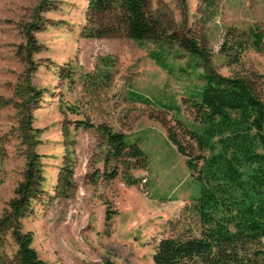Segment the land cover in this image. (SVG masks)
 <instances>
[{"label":"rangeland","instance_id":"rangeland-1","mask_svg":"<svg viewBox=\"0 0 264 264\" xmlns=\"http://www.w3.org/2000/svg\"><path fill=\"white\" fill-rule=\"evenodd\" d=\"M86 6L87 0H0V220L33 151L43 179L19 226L31 234L42 260L153 264L160 238L200 229L185 209L200 184L159 117L189 147L173 118L193 125L187 97L200 84L196 71L202 68L170 36L197 39L217 72L246 77L264 99V51L249 47L238 64L219 51L231 31L246 35L258 28L264 34V0H147L148 13L161 25L158 41L95 36L105 23L90 24ZM155 51L166 67L152 57ZM161 104L178 109L167 113ZM99 123L138 143L146 166L133 167L134 159L128 167L124 160L105 164ZM67 159L73 186L59 180ZM113 168L117 174L108 177ZM15 250L7 234L0 240V264H15Z\"/></svg>","mask_w":264,"mask_h":264},{"label":"trees","instance_id":"trees-1","mask_svg":"<svg viewBox=\"0 0 264 264\" xmlns=\"http://www.w3.org/2000/svg\"><path fill=\"white\" fill-rule=\"evenodd\" d=\"M85 16L90 24L105 23L95 36L120 33L133 40L155 41L161 37V25L148 13L147 0H87ZM170 38L202 68L196 71L200 84L187 97L193 125L173 118L191 141L189 147L181 142L174 127L159 117L168 140L186 157L190 174L200 184V193L185 207L196 215L200 229L197 235L160 238L152 254L153 264H264V99L246 77L217 72L211 64V52L197 39L187 35ZM249 47L264 51V34L258 28L248 29L246 35L229 32L219 51L230 63L238 64ZM151 55L166 67L160 53ZM135 96L150 103L148 98ZM160 108L172 114L178 109L168 104ZM30 118L26 110V127ZM95 130L104 143L105 164L110 159L124 160L128 167V161L134 159L133 167L146 166L144 151L138 143L127 142L124 133L106 123L95 125ZM68 160L59 180L73 186ZM116 174L113 168L107 176ZM42 179L40 156L30 151L23 179L8 202V214L0 220V240L10 234L16 244L15 264H47L31 246V234L19 226ZM126 180L133 182L129 176ZM110 214L107 209L106 220ZM103 264L115 263L105 259Z\"/></svg>","mask_w":264,"mask_h":264}]
</instances>
